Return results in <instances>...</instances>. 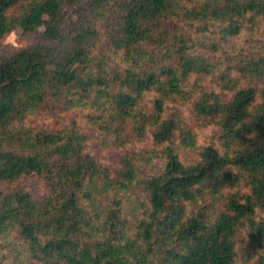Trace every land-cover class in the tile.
Listing matches in <instances>:
<instances>
[{"label":"trees","instance_id":"16d2710c","mask_svg":"<svg viewBox=\"0 0 264 264\" xmlns=\"http://www.w3.org/2000/svg\"><path fill=\"white\" fill-rule=\"evenodd\" d=\"M19 28L0 264H264V0H0Z\"/></svg>","mask_w":264,"mask_h":264},{"label":"rangeland","instance_id":"374dc122","mask_svg":"<svg viewBox=\"0 0 264 264\" xmlns=\"http://www.w3.org/2000/svg\"><path fill=\"white\" fill-rule=\"evenodd\" d=\"M80 13V7L75 6L72 9L67 11V24L66 27L68 29H72L77 25L78 18ZM36 39L33 36H24L22 29H16L10 35H8L0 44V56L12 48L27 46L30 44H34ZM94 150L100 154L102 158L105 160H111L114 158L115 151L103 150L96 143H93ZM26 184L29 189L37 196H41L43 194L42 185L38 180L30 179L26 180ZM16 252V251H15ZM9 253V257L6 260L5 264H18L16 259V253Z\"/></svg>","mask_w":264,"mask_h":264}]
</instances>
